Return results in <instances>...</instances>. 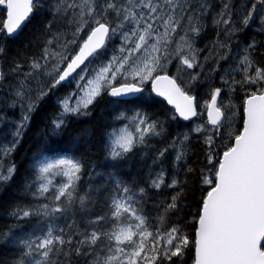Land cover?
Wrapping results in <instances>:
<instances>
[{
	"label": "snow or ice",
	"instance_id": "6c2138e0",
	"mask_svg": "<svg viewBox=\"0 0 264 264\" xmlns=\"http://www.w3.org/2000/svg\"><path fill=\"white\" fill-rule=\"evenodd\" d=\"M0 6L6 10V18L0 20V35L6 34V39L14 38L34 10L44 7L41 0H0ZM50 11L66 29L47 38L40 56L27 62V70L20 61L10 73L0 69V94L10 98L0 103L20 106L19 120L0 116V124L15 125L13 140L0 144V185L15 175V164L4 161L40 104L73 84L68 95L56 100L60 110L51 120L49 135H61L69 117L90 115L91 106L107 95L114 110L125 106L114 119L127 123L105 134L106 159L127 160L138 148L151 149L148 154L155 155L146 187L114 172H96L93 166L82 188V157L40 153L34 159V179L23 182L32 202L16 204L8 213L16 223L0 232V241L17 249L12 264H176L188 248L194 249L193 264H264V66L255 58L264 51L254 38L235 54L231 46L232 38L257 20L256 31L264 33V0H251L250 5L242 0L239 7L233 0H220L217 12L209 0H53ZM210 13L217 39L206 46L208 54L201 61L205 50L195 44ZM52 28L49 21L45 29L51 33ZM114 38L120 45L109 49ZM4 51L0 45V55ZM174 61L175 76L168 73ZM221 61L228 64L222 71ZM206 67L209 76L219 74L221 82L211 89L210 100L200 105L207 110V121L191 129L185 126L166 145L155 148L152 141L165 135V121L149 113L146 105L154 94L173 106L172 121L201 115L197 96L190 93L202 77L208 78ZM197 68L200 71H194ZM8 75L13 80L6 83ZM238 89L245 95L242 128L237 130L232 97ZM193 132L203 137L206 150L205 165L199 169L202 195L190 238L179 222L171 220L180 209L186 181L174 174L168 182L167 170L161 166L153 172V166L162 165L171 151L175 172L196 173L187 166ZM97 178L103 182L96 183ZM177 187L181 190L170 200L154 205L153 219L145 209L147 189ZM78 213H87L79 223ZM33 218L36 222L31 224ZM61 219L64 226L57 223ZM25 223L30 231H14Z\"/></svg>",
	"mask_w": 264,
	"mask_h": 264
},
{
	"label": "trees",
	"instance_id": "16d2710c",
	"mask_svg": "<svg viewBox=\"0 0 264 264\" xmlns=\"http://www.w3.org/2000/svg\"><path fill=\"white\" fill-rule=\"evenodd\" d=\"M44 5L43 8L34 10L31 18L24 25L21 32L12 39H5V35L0 37V45L5 49L4 54L0 55L1 65L14 66L16 61H20L27 67V62L35 57L40 56L41 49L45 44V39L50 35H54L58 31H64L66 24L62 20L53 18L51 14V7L53 0H41ZM209 3L213 5V12L219 11L220 0H209ZM242 3V0H233V4L236 7ZM251 0H249V5ZM5 18V9L0 7V20ZM236 19V17H233ZM53 21L52 32L49 33L45 29V25ZM206 27L201 32L200 36L196 40L195 46L205 51L201 54V61L203 56L208 54L206 46H210L213 41L217 39V31L212 24L211 13L205 18ZM2 27V24H0ZM260 27L256 21L251 27L244 31L237 33L231 41L233 54L242 46L247 45L254 38L259 44V51H264V33L256 31ZM71 39V32L67 33V38ZM223 39V36L220 37ZM120 40L114 38L109 43V49L118 48ZM111 55V51L105 56V59ZM255 58L261 66H264V56L255 54ZM225 62L221 61L220 69L222 71L225 66ZM170 69V70H169ZM192 71V70H190ZM194 71H200V69H194ZM168 73L175 76L177 74L176 62L168 65ZM205 79L202 77L195 88V91L190 94H194L197 98H208L211 89L214 87H220L218 82L219 74L209 76L207 67L205 69ZM13 77L9 81H12ZM179 82V81H178ZM150 92L149 85L147 86ZM72 91L71 86L61 87L55 92L54 95H50L40 104L37 111L33 114L32 119L25 129L23 136L20 138V142L11 156L6 158L4 163H14L16 167L15 175L11 182L7 185H0V232L7 231L12 227L16 221L8 214L16 204H28L32 202L30 195H25L23 191V182L34 179V173L32 171L34 159L40 153H45L51 156L53 153L67 152L74 154L77 157H82L85 161V171L80 181L81 187H86V182L89 180V171L95 167L96 172H114L120 178L132 183L138 181L139 187H146L148 184L147 176L149 172V166L152 165V157L155 155L151 149L138 148L134 154L130 155V158L120 162H113L106 159L105 141L106 133L112 132L113 127L117 128L127 123V121L115 120L114 117L119 112L125 110V106L115 108L109 103L110 98L104 95L102 98L91 106V114L83 117L71 116L68 118V124L66 129L59 136H51L48 134V129L51 126V120L55 117L56 113L60 110L56 100L64 98ZM244 91L237 90L233 95L232 101L236 105L237 116L235 128L238 130L242 128V107ZM7 100L10 102V98L0 94V101ZM146 110L154 116H159L161 120L165 121V135L161 137H155L152 144L155 148H160L166 145L171 137L177 131H183L185 126L191 129V125L194 123L201 124L206 122L205 112L201 116H197L194 122L191 124H185L181 121H172L170 119L172 109L167 108L165 103L158 100L153 96L151 102L146 105ZM130 114V113H129ZM0 116L6 117L7 121L20 119V106L15 108L7 107L6 103H0ZM7 128V129H6ZM132 130V129H131ZM14 131V124L4 122L0 124V144L8 143L13 140L11 132ZM80 137L77 140V137ZM206 145L203 143V137L193 132L190 142V152L187 158V166H191L197 169L196 173L187 174L185 171L175 172L173 168V153L170 151L162 165L153 166V172L159 171V168L163 166L167 170L166 179L171 181L173 175L180 181H186L183 184V195L180 200L179 211L171 215L173 222H179L186 234L190 238H194V227L192 224L193 218L197 214V210L200 205V198L202 195V185L199 180V169L204 167V155ZM222 152V149H221ZM116 164L115 167L112 165ZM186 166V167H187ZM57 181L60 179L56 178ZM96 183H102V178H97ZM206 187V186H204ZM181 189L165 188L163 190L147 189V195L145 197V209L150 216L155 219L157 215V209L154 205L164 198L170 200L171 196L175 195ZM96 211H99L97 208ZM94 214V213H93ZM87 213H78L75 217L77 222L81 221L83 216ZM35 218L32 219L31 224H34ZM70 222V221H69ZM60 226L65 225L63 219L57 222ZM14 231L18 234L27 233L30 231V224L25 223L23 228H15ZM17 249L11 245L0 241V264H12V261L17 257ZM194 249L188 248L185 250V254L182 259H177L176 264H193Z\"/></svg>",
	"mask_w": 264,
	"mask_h": 264
},
{
	"label": "rangeland",
	"instance_id": "374dc122",
	"mask_svg": "<svg viewBox=\"0 0 264 264\" xmlns=\"http://www.w3.org/2000/svg\"><path fill=\"white\" fill-rule=\"evenodd\" d=\"M256 23L259 24V21L257 20ZM0 37H1V35H0ZM68 39H70V37H69ZM46 40H47V39H45V43H46ZM244 46H246V45H242L240 48H242V47H244ZM235 53H236V52H235ZM235 53H234V54H235ZM232 62L234 63V61H232ZM227 66H228V64L226 63L225 66H224L223 68H225V67H227ZM11 68H12V67L9 66V65H4V64L1 65V69H2L3 72L6 73V74H7V73H10V69H11ZM25 70H27V67H26ZM12 77H13L12 75H8V76H7V79H6V83L9 82L10 78H12ZM218 82H219V84H221V82H220V76L218 77ZM72 86H73V87H72V90H73V88L75 87V85L73 84ZM223 95L225 96V98L227 97V91H226V90H225V92L223 93ZM197 99H198V110H197V111L200 112L201 115H202L203 112H206V109H203V110H202V109L200 108V105H203L205 100H210V93H209V97H208V98H207V97H206V98H203V97H202V98H197ZM232 102H233V101H232ZM201 115H199V116H201ZM236 116H237V110H236ZM236 116H235V121H236ZM193 122H194V121H193ZM235 124H236V123H235ZM196 125H198V124H196V123L194 124V123H193V124L191 125V128L195 127ZM123 127H124V125H121V126L117 127V129H119V128H123ZM209 127H210V126H209ZM14 130H15V125H14ZM129 131H131V129H129Z\"/></svg>",
	"mask_w": 264,
	"mask_h": 264
},
{
	"label": "water",
	"instance_id": "95a60500",
	"mask_svg": "<svg viewBox=\"0 0 264 264\" xmlns=\"http://www.w3.org/2000/svg\"><path fill=\"white\" fill-rule=\"evenodd\" d=\"M1 8H2V6H0ZM32 16V15H31ZM31 16H30V18H31ZM5 17H6V10H5ZM29 18V19H30ZM28 19V20H29ZM28 20L26 21V22H24L23 23V25H22V28L24 27V25L28 22ZM22 28H21V30H22ZM21 30H19L18 31V34L21 32ZM3 36V35H2ZM5 36H6V34H5ZM87 63V62H86ZM0 69H1V62H0ZM150 85V84H149ZM150 89H151V85H150ZM153 96L155 97V95L153 94ZM155 98H157L158 100H160V101H163L165 104H166V106L168 107V108H170V109H173V111H174V108H173V106H171V105H168L167 104V101L166 100H164L162 97H155ZM197 104H198V99H197ZM197 110H198V107H197ZM205 117H206V120L208 119V117H207V110H206V112H205ZM195 118H197V117H194L191 121H183V120H179V121H181V122H183V123H185V124H191L194 120H195ZM210 126V125H209ZM211 127V126H210Z\"/></svg>",
	"mask_w": 264,
	"mask_h": 264
},
{
	"label": "flooded vegetation",
	"instance_id": "af4514ba",
	"mask_svg": "<svg viewBox=\"0 0 264 264\" xmlns=\"http://www.w3.org/2000/svg\"><path fill=\"white\" fill-rule=\"evenodd\" d=\"M170 70V69H169ZM73 87V86H72ZM149 88H150V85H149ZM150 91H151V89H150ZM163 102V101H162ZM164 103V102H163ZM166 105V104H165ZM168 108V107H167Z\"/></svg>",
	"mask_w": 264,
	"mask_h": 264
},
{
	"label": "bare ground",
	"instance_id": "6f19581e",
	"mask_svg": "<svg viewBox=\"0 0 264 264\" xmlns=\"http://www.w3.org/2000/svg\"><path fill=\"white\" fill-rule=\"evenodd\" d=\"M6 18V17H5ZM6 39V38H5ZM7 129V128H6Z\"/></svg>",
	"mask_w": 264,
	"mask_h": 264
}]
</instances>
